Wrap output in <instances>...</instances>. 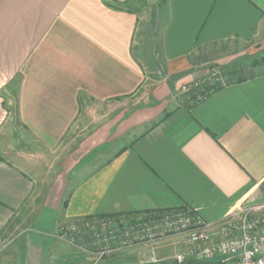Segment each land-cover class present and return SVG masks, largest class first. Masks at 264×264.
Listing matches in <instances>:
<instances>
[{"label":"crops","instance_id":"0c3cea01","mask_svg":"<svg viewBox=\"0 0 264 264\" xmlns=\"http://www.w3.org/2000/svg\"><path fill=\"white\" fill-rule=\"evenodd\" d=\"M258 56L264 0H0V264H66L77 218L264 204Z\"/></svg>","mask_w":264,"mask_h":264},{"label":"built area","instance_id":"2783aa9c","mask_svg":"<svg viewBox=\"0 0 264 264\" xmlns=\"http://www.w3.org/2000/svg\"><path fill=\"white\" fill-rule=\"evenodd\" d=\"M174 235H182L188 246L175 254L177 264H184L191 257L198 260L219 257L216 264H264V204L239 201L214 220L190 209L131 216L94 215L71 220L61 225L56 234L60 241L88 255L92 259L90 264L136 247L145 250L141 263L156 262L147 244H157Z\"/></svg>","mask_w":264,"mask_h":264},{"label":"rangeland","instance_id":"374dc122","mask_svg":"<svg viewBox=\"0 0 264 264\" xmlns=\"http://www.w3.org/2000/svg\"><path fill=\"white\" fill-rule=\"evenodd\" d=\"M148 1H150V0H148ZM263 57L262 56H258L257 58L259 60H262ZM247 62L250 63V61H246V59L243 58L242 64H240V65L241 66H246L247 65ZM220 68L222 69L223 67H220ZM234 68H237V67L236 66L235 67L233 66L232 69H234ZM221 71L222 70H220V69H218V70L216 69L215 72H209L210 73L209 74L210 76L208 75L209 77H207L206 79H203L202 81H194V83L191 86H194V87H197V88H199V87L202 88V87L205 86L206 88H204V89H207L208 90V88L209 89H212V88L216 87L217 85H219L220 83L221 84H224V80L225 79L221 78V76H220L221 75ZM240 73H244V72H240ZM196 82H199V85H195ZM184 86H188V85H184ZM183 87L181 89L182 93H186V92L189 91L188 88L186 90ZM127 215H130V214H127ZM181 236L182 235H174V236H171L168 239H165L164 238V240L162 239V241L161 240H160V242L158 241L159 243L158 242H157V244L155 243L156 245L155 244L152 245L151 243H148L147 244L148 246H146V247L151 250V252L153 254V257H154V259H155L156 262L161 261V260H172V261H174L175 254L177 252L183 250V249H187L188 246H187V244H185V242H184L185 238H183V237L181 238L183 240V244H184V248L183 249H179V244H178L177 241H174L172 243H169V241H171L172 239H174L176 237H181ZM17 242H18V240H17ZM17 242L15 244H17ZM158 245H162V246L167 245V247L160 246L159 248H161V247L162 248L157 253V251L159 249V248L157 249V246ZM185 246H186V248H185ZM135 249H142V248L141 247H136ZM126 250H127V252H132L133 251L132 248H128ZM128 250H130V251H128ZM119 253H120V251H117L116 253H113L111 256H108V257L105 256V259L103 261H101L100 263H98V264H110L111 263L110 260L114 258V255H117ZM64 254L65 255H63L62 259L66 258V257L69 258V256H70L71 257L70 259L72 260L71 262H66V264H69V263H75V264H90V263H92V259L88 255H86L84 252H81L78 249H75L73 247H72V252H71L72 255L70 253H69V255H67L66 252ZM128 254H131V253H128ZM76 257L78 258L79 262H77L76 260H74V258H76ZM191 258H194V257H191ZM218 258L219 257H214V258H210V259H203V260H200V261H208L211 264L215 260H217ZM133 263H139V262L138 261L137 262L134 261Z\"/></svg>","mask_w":264,"mask_h":264},{"label":"trees","instance_id":"16d2710c","mask_svg":"<svg viewBox=\"0 0 264 264\" xmlns=\"http://www.w3.org/2000/svg\"><path fill=\"white\" fill-rule=\"evenodd\" d=\"M264 62V57L262 58V60H256L253 62V65H257L258 63H262ZM234 73L237 72V70H234L233 71ZM225 73H223L224 75ZM231 74L232 72L231 71H228L227 72V76H228V79H226V82H230L232 80L233 77H231ZM225 76V75H224ZM225 82V81H224ZM200 90V89H198ZM130 215H136V214H130ZM69 260V261H68ZM76 260V259H74ZM112 260V259H111ZM110 260V264H177L175 263L174 261L172 260H161V261H158V262H149V263H129V262H126V261H123L124 259H122L120 262H117V261H111ZM72 260L70 258H67V261L65 262H71ZM77 262H79V260H76ZM184 264H210V262L208 261H200V260H197L195 258H189ZM213 264V263H212Z\"/></svg>","mask_w":264,"mask_h":264}]
</instances>
